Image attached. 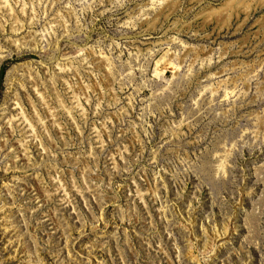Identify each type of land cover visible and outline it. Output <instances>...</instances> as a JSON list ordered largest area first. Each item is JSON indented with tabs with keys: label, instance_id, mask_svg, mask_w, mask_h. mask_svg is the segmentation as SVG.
<instances>
[{
	"label": "rangeland",
	"instance_id": "374dc122",
	"mask_svg": "<svg viewBox=\"0 0 264 264\" xmlns=\"http://www.w3.org/2000/svg\"><path fill=\"white\" fill-rule=\"evenodd\" d=\"M0 264H264V0H0Z\"/></svg>",
	"mask_w": 264,
	"mask_h": 264
},
{
	"label": "trees",
	"instance_id": "16d2710c",
	"mask_svg": "<svg viewBox=\"0 0 264 264\" xmlns=\"http://www.w3.org/2000/svg\"><path fill=\"white\" fill-rule=\"evenodd\" d=\"M3 79H4V73L1 75V78H0V83L3 82Z\"/></svg>",
	"mask_w": 264,
	"mask_h": 264
}]
</instances>
